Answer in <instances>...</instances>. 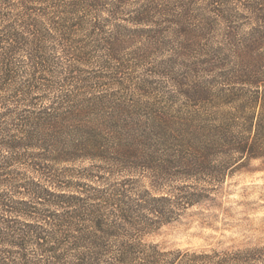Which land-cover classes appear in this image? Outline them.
<instances>
[{
    "label": "trees",
    "instance_id": "1",
    "mask_svg": "<svg viewBox=\"0 0 264 264\" xmlns=\"http://www.w3.org/2000/svg\"><path fill=\"white\" fill-rule=\"evenodd\" d=\"M91 42L107 58L136 44L143 59L167 51L166 68L183 63L174 126L164 111L146 109L141 123L140 105L86 90L77 64ZM111 59L106 72L124 69ZM203 67L221 79L214 94L185 82ZM214 155L264 167V0H0V264H264V244L142 242L209 194L188 182ZM170 163L188 183L170 193L109 179L124 167L156 189Z\"/></svg>",
    "mask_w": 264,
    "mask_h": 264
},
{
    "label": "rangeland",
    "instance_id": "2",
    "mask_svg": "<svg viewBox=\"0 0 264 264\" xmlns=\"http://www.w3.org/2000/svg\"><path fill=\"white\" fill-rule=\"evenodd\" d=\"M105 15V13L100 14L102 19ZM105 28L110 30L112 26L105 25ZM137 46L131 44L126 49L115 50L116 54L110 58L106 57L105 46L94 47L91 42L84 48V52H90V55L85 59L84 64L77 66L84 70L83 77L90 79L86 90L94 94H112L115 99L126 101L129 105H140L144 109L138 116L141 123L147 117L145 115L147 113L144 112L151 108L152 111L157 109L166 112V118L173 124L178 121V117L174 115H181L177 111L184 110L187 101L184 95L179 94L172 82V76L181 75L184 69L183 63L176 62L171 68H166L163 61L166 59L164 55L168 53L167 51H158L143 59L140 51L136 49ZM84 57H87V54ZM113 57L117 60L111 59ZM104 59L107 61L111 59L109 63L113 66L119 62L125 67L121 68V71L119 69L108 73L104 70L105 67L101 66ZM185 64L189 66V61ZM167 69L173 70L170 72ZM216 74V71H207L204 67L200 70L194 69L186 76L185 82L192 87L204 85L210 94H214L216 89L221 87V79ZM96 75H104V77L95 78ZM213 104L214 102H210L204 104L205 106H199L210 109ZM133 117L136 119L137 116ZM174 132L177 133V130L174 129ZM175 149L179 150V147ZM172 158H174L173 152ZM87 164V161L77 162L74 166ZM172 165L170 163L166 178L159 181L156 189L149 187L147 177L136 172H128L124 167L115 170L109 178L112 182L122 179L135 182L138 179L130 185L139 189L148 187L155 192L154 194L170 193L173 188L188 183L199 190H208L207 196L181 211L178 218L143 235L142 242L157 244L164 251L179 249L209 253L213 250L226 252L264 244V167L260 159H250L226 168L227 160L222 156L214 155L209 158L207 173L199 174L197 179H191L188 183L170 174ZM32 249L29 248L28 251L36 258Z\"/></svg>",
    "mask_w": 264,
    "mask_h": 264
}]
</instances>
